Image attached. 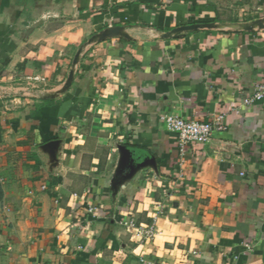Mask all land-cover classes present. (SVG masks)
<instances>
[{
  "label": "crops",
  "instance_id": "crops-1",
  "mask_svg": "<svg viewBox=\"0 0 264 264\" xmlns=\"http://www.w3.org/2000/svg\"><path fill=\"white\" fill-rule=\"evenodd\" d=\"M263 79L264 0H0V264H264Z\"/></svg>",
  "mask_w": 264,
  "mask_h": 264
},
{
  "label": "built area",
  "instance_id": "built-area-1",
  "mask_svg": "<svg viewBox=\"0 0 264 264\" xmlns=\"http://www.w3.org/2000/svg\"><path fill=\"white\" fill-rule=\"evenodd\" d=\"M262 100H264V79L255 84L252 92L243 99V103L251 105ZM225 117L226 112L206 121L185 120L169 116L164 118V124L167 131L174 136L178 152L184 154L191 146L209 144L216 132L225 131ZM156 214L160 215L161 210L158 209ZM141 232L145 240L153 238L154 225L141 226Z\"/></svg>",
  "mask_w": 264,
  "mask_h": 264
}]
</instances>
